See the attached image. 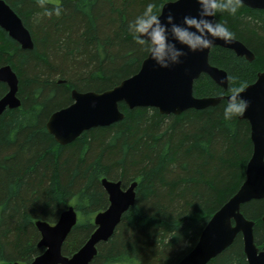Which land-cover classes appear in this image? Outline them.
Returning <instances> with one entry per match:
<instances>
[{
	"label": "trees",
	"instance_id": "16d2710c",
	"mask_svg": "<svg viewBox=\"0 0 264 264\" xmlns=\"http://www.w3.org/2000/svg\"><path fill=\"white\" fill-rule=\"evenodd\" d=\"M30 32L22 50L0 29V67L18 77L20 107L0 116V263L29 264L43 253L36 221L55 224L68 207L77 223L61 253L71 257L94 231V216L108 206L103 178L137 182L134 206L112 237L97 246L90 264H177L196 245L211 216L238 190L252 154L250 127L223 118L225 100L178 116L154 108L128 109L123 120L57 144L46 129L55 111L72 103L71 91L103 92L136 74L147 54L127 30L148 3L154 11L175 0H4ZM60 14L45 15V9ZM234 39L254 55L248 62L213 47L209 63L224 70V91L206 75L193 85L196 98L230 95L264 71V10L241 4L235 15L218 14ZM7 86L0 83V98ZM264 246V199L241 207ZM208 264H247L241 235Z\"/></svg>",
	"mask_w": 264,
	"mask_h": 264
},
{
	"label": "water",
	"instance_id": "95a60500",
	"mask_svg": "<svg viewBox=\"0 0 264 264\" xmlns=\"http://www.w3.org/2000/svg\"><path fill=\"white\" fill-rule=\"evenodd\" d=\"M242 5L252 10H264V0H242ZM197 8L195 0L167 2L161 8V20L163 21L164 16L171 11L175 22L179 23L185 15H196ZM0 29L22 50L33 49L30 32L4 0H0ZM214 47L232 51L237 57L245 58L248 62L255 59L253 53L236 39L228 44L216 40ZM212 48L203 52L188 53L182 58L181 65L170 69H160L146 57L136 74L103 92H79L73 89L72 103L55 111L48 118V133L61 146L71 144L85 131L107 127L123 120L120 103H124L128 109L154 108L160 114L174 116L188 110L198 111L216 106L231 94L202 98L193 95L194 82L202 75H206L224 91L228 89L227 73L209 63ZM0 83L7 86V92L0 98L1 116L6 110L20 107L17 97L18 77L9 65L0 67ZM241 97L249 102V106L239 119L248 122L252 143V154L245 168V179L235 194L211 216L196 245L177 264H208L230 247L238 235L242 238L247 264H264V246L260 250L254 242V222L246 219L241 212L244 204L264 199V71L257 73L256 80L244 88ZM101 185L108 197V206L94 216L95 229L85 244L71 257H65L61 253L63 243L77 223L76 211L73 207H68L60 214L55 224L36 221L35 226L40 234L37 246L44 251L29 264L92 262L97 254V246L112 237L122 217L134 206L136 200L137 182L123 188L121 181L103 178ZM261 221L264 223V215Z\"/></svg>",
	"mask_w": 264,
	"mask_h": 264
},
{
	"label": "clouds",
	"instance_id": "9594fccd",
	"mask_svg": "<svg viewBox=\"0 0 264 264\" xmlns=\"http://www.w3.org/2000/svg\"><path fill=\"white\" fill-rule=\"evenodd\" d=\"M40 7H45L44 0H37ZM178 2V0H177ZM198 6L196 15H185L179 23L171 11L161 20L163 10L154 11V3H148L135 18L129 20L127 30L133 36L134 43L160 69H170L181 65L188 53L203 52L215 46L216 40L225 44L234 39V32L226 23L219 22L218 14L235 15L242 0H195ZM60 14V9H45V15ZM179 45V47H178ZM185 49L187 51H185ZM243 88L232 89L225 99L223 118L231 119L242 116L249 102L241 97Z\"/></svg>",
	"mask_w": 264,
	"mask_h": 264
},
{
	"label": "rangeland",
	"instance_id": "374dc122",
	"mask_svg": "<svg viewBox=\"0 0 264 264\" xmlns=\"http://www.w3.org/2000/svg\"><path fill=\"white\" fill-rule=\"evenodd\" d=\"M1 264V263H0Z\"/></svg>",
	"mask_w": 264,
	"mask_h": 264
}]
</instances>
